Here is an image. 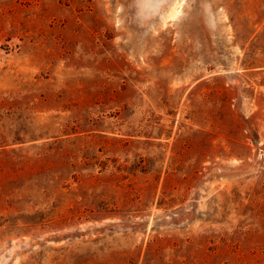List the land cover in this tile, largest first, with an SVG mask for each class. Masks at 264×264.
<instances>
[{
  "label": "rangeland",
  "instance_id": "1",
  "mask_svg": "<svg viewBox=\"0 0 264 264\" xmlns=\"http://www.w3.org/2000/svg\"><path fill=\"white\" fill-rule=\"evenodd\" d=\"M0 264H264V0H0Z\"/></svg>",
  "mask_w": 264,
  "mask_h": 264
},
{
  "label": "snow or ice",
  "instance_id": "2",
  "mask_svg": "<svg viewBox=\"0 0 264 264\" xmlns=\"http://www.w3.org/2000/svg\"><path fill=\"white\" fill-rule=\"evenodd\" d=\"M158 2L163 3V2H166V0H158ZM176 2H183V0H176Z\"/></svg>",
  "mask_w": 264,
  "mask_h": 264
}]
</instances>
